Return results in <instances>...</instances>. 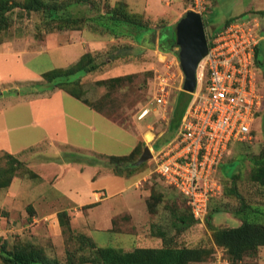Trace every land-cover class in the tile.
<instances>
[{
	"label": "rangeland",
	"instance_id": "374dc122",
	"mask_svg": "<svg viewBox=\"0 0 264 264\" xmlns=\"http://www.w3.org/2000/svg\"><path fill=\"white\" fill-rule=\"evenodd\" d=\"M118 1L126 2L133 9H130L131 11L140 14L148 3V0H109L112 5ZM204 1L207 7L204 17L208 21L212 34L221 30L229 18L244 13L248 4V0ZM160 2L163 11L159 16L154 18L152 14L149 17L142 14L156 28L155 35L146 36L141 43H136L131 38L114 39L106 35L100 36L104 41H108V49L96 52L94 55L98 54V62H106L108 59L111 62L103 65L96 73L77 74L71 77L70 80L82 81L86 99L96 104L101 110L98 114L60 89L33 96H16L9 93L14 89L21 90L25 85L45 83L43 78L45 73L61 67L67 68L68 62L58 53L51 55L53 58L43 53L28 62L20 59L18 62H13L11 67L7 66L6 62L3 63L6 64L0 68V93L5 92V96L0 97V107L5 109L0 115V166L8 165V158L4 156L10 154L23 163V169L16 173L10 187L0 189V252L3 249H12L20 242H29L64 262L67 251L72 252L77 248L78 245L69 234L63 232L56 214L63 204L56 203L57 206L50 209L39 207L45 195L41 194L39 183L41 179L45 180L48 191H51L53 195H61L55 188L49 186V183L52 184L56 179L59 171L50 176L47 170L53 168L54 164H65V154L71 153L74 156L91 158L100 163L103 168H107L104 162H107L110 156L129 155L133 147L139 143L141 147L135 151L132 158L136 162L146 146H149L153 153L156 149L164 147L173 137L174 134L169 130L173 105L170 104L165 111L152 103L149 91L150 78L153 75L151 72L155 63V51L159 48V38L163 36L166 27L176 30L178 21L186 12L192 10L193 2L192 0H161ZM19 14V10L13 13L15 24L1 37L0 42L16 39L24 43V40L34 39L36 45L34 44L29 50L43 51L46 38L50 34L42 41L35 39L34 25L39 21V16L31 14L20 18ZM260 22L264 29V17L260 19ZM62 32L65 31L52 34ZM153 42L156 44L154 48L151 47ZM142 43L145 44V50L140 54ZM114 68L123 70L118 76L132 75V77L115 87L97 83L105 78L102 75L104 71ZM260 72L264 89V67L260 68ZM56 92H59V95L53 96ZM176 95L177 93L174 94L173 99ZM62 108H65V115L60 112ZM145 108H149V113L140 118ZM48 110H53L51 111L54 115L53 119H50ZM34 123L39 125L35 126ZM45 130L49 131L50 137L41 142L45 136ZM149 131L154 134L151 142L145 138ZM253 131L252 141L232 145V152L225 158L220 169L223 194L213 201L210 207L213 216L212 224L215 227H237L241 224L230 212L239 206L240 199L264 209V187L250 180L251 159L260 153L264 145V108L255 121ZM9 142L13 151L20 150L24 145L32 146L24 154L15 155L5 148L10 147L6 144ZM143 144H146L145 147ZM55 168L58 169V167ZM26 170L30 172L25 173ZM33 173L36 174V178L31 175ZM125 178L129 181L123 183L109 179L104 182L110 202L126 198L133 192L148 203L151 194L154 193L160 200L158 202L152 200V203L156 202L157 207L154 214L150 213L152 216L158 215L160 219L166 216L170 219L174 212L190 214L181 195L159 179L153 159L144 163L133 177ZM67 179L70 180L71 185L77 183L72 176ZM131 183L133 186L130 188ZM121 189L124 190L118 196H112ZM232 190L235 193L231 194ZM125 206L126 204L122 202L123 210L115 218L114 231L128 232L129 227L130 230L132 228L129 219L131 215ZM215 207H219L220 212H214ZM90 223L93 225L91 221ZM73 226L75 233L86 231L82 222L75 223ZM91 231L98 245L120 247L118 244L120 236L117 233L100 232L94 227ZM177 234L180 236L181 245L198 246L210 244L212 231L207 224H194L186 230L180 232L177 230ZM236 264H264V247Z\"/></svg>",
	"mask_w": 264,
	"mask_h": 264
},
{
	"label": "trees",
	"instance_id": "16d2710c",
	"mask_svg": "<svg viewBox=\"0 0 264 264\" xmlns=\"http://www.w3.org/2000/svg\"><path fill=\"white\" fill-rule=\"evenodd\" d=\"M16 10H19L20 14L18 17L20 18L31 14L39 16V21L34 25V37L39 41L44 40L48 34L54 32L83 29L114 39L131 38L136 43H141L146 36L156 34V28L152 26L149 19H145L140 13L131 11L129 5L122 1H118L112 5L109 0H105L104 2L101 0H0V39L14 26L15 19L13 18V13ZM244 16L245 14L240 17ZM240 17L229 18L225 26ZM217 32L212 34L213 38ZM2 43L0 42V44ZM155 45V42L151 43L152 48ZM159 48L167 52L178 48L176 44V30L170 27L165 28ZM136 55L137 57L139 56L138 53ZM108 60L111 61L110 59ZM108 60L106 62H98V54L86 53L77 63L67 68L54 69L45 73L43 75L45 83L37 82L29 86L25 85L23 89H14L9 93L16 96H33L42 92L60 89L93 110L101 112L96 104L86 99L81 80L70 79L77 74L96 73L103 65L108 64ZM255 64L259 69L264 67V40L256 50ZM151 73L153 74V72ZM131 77L132 75L118 76L100 80L97 83L101 85L109 84L115 87ZM191 98V94L180 91L172 100L173 112L169 130L173 134L178 130ZM143 145L145 147L146 144ZM139 147H141V144L138 143L129 155L108 157V161L104 162V166L109 168L116 176L133 177L143 166V164L135 166V160L132 159ZM230 154L226 155L224 160ZM4 157L8 158V165L6 167L0 166V189L10 187L13 178L17 175L16 173L23 169V163L14 156L5 154ZM64 161L67 163H85L89 166L100 164L91 158L78 157L71 153L64 155ZM223 162L218 166L217 173L219 179V172ZM251 164L250 180L260 187H264V145L260 153L251 159ZM27 172H30V170H26L25 173ZM31 175L35 178L37 177L34 173ZM230 193L233 194L235 192L232 190ZM219 198H214L210 201L209 213L204 223L212 231L209 245L173 244V239L165 238V232L163 231L159 233L164 242L161 248L138 247L132 250H125L113 246L103 247L98 245L91 236L85 233H75L71 215L67 210H63L58 213L59 223L63 232L68 233L70 238L78 245L72 252L67 251L64 262L48 255L39 246L37 247L29 242H20L15 244L12 249L1 250L0 264H193L205 261L211 262L215 252V245L218 248L226 250L227 258L232 264H236L241 262L245 257L257 253L261 247H264V209L246 202L244 199H240L239 206L230 212L241 224L237 227H215L212 224L213 216L210 212V207L211 203ZM152 200L158 202L160 199L156 198L154 193L149 198V202L147 203L148 210L151 214H154L157 207L155 205L156 202L152 203ZM214 212H220V208L215 207ZM171 219H176V227L179 232L186 230L194 224H203L193 217L191 210L190 214H183L182 212L177 214L174 212ZM172 225L174 226V223Z\"/></svg>",
	"mask_w": 264,
	"mask_h": 264
},
{
	"label": "built area",
	"instance_id": "2783aa9c",
	"mask_svg": "<svg viewBox=\"0 0 264 264\" xmlns=\"http://www.w3.org/2000/svg\"><path fill=\"white\" fill-rule=\"evenodd\" d=\"M192 2V10L204 16L205 1ZM263 39L255 15L240 17L216 33L199 65L197 87L178 130L164 147L153 151L159 179L186 200L193 217L203 224L210 201L223 194L218 166L233 144L253 140L255 121L264 108L261 72L255 64ZM178 51H155L149 91L152 103L164 110L174 94L183 91ZM148 113L145 108L140 118ZM214 249L211 264H232L226 250L216 245Z\"/></svg>",
	"mask_w": 264,
	"mask_h": 264
},
{
	"label": "crops",
	"instance_id": "0c3cea01",
	"mask_svg": "<svg viewBox=\"0 0 264 264\" xmlns=\"http://www.w3.org/2000/svg\"><path fill=\"white\" fill-rule=\"evenodd\" d=\"M160 1L161 0H148L146 7L144 11L141 12V14H146L147 17L152 14L154 15L152 17L154 18L155 16H159V14L163 11ZM244 10V13L234 17L237 18L245 14L246 16L255 15L261 19L264 17V0H248V4ZM261 29L264 35V29L262 28V25ZM34 44L36 45V41L34 39L24 40V43L16 39L14 41L3 42L0 45V68L4 67L6 63L7 66L11 67L13 62H18L20 59H25L27 62L33 61L43 53L48 54L51 58H53L51 55L58 53L61 58H63V60L68 62L66 67H69L77 63L86 53L94 54L96 52L98 53L108 49V41H104L100 35L94 34L88 30L65 31L62 33L50 34L46 38V45L43 51H30L29 49L33 48ZM144 50L145 44L142 43L139 51L140 53H143ZM4 62L6 63L3 64ZM107 62L109 64L111 61L108 60ZM122 71L123 70L121 68H114L113 70L109 69L108 71L106 70L102 74L105 77L103 80L118 77ZM58 93L59 92L54 93L53 96H58ZM3 96H5V92L0 93V97ZM4 109L5 107H0V115L1 113H4ZM91 110L96 114L99 113L96 110ZM48 111L50 112V119H53L54 115H52L51 112L53 110ZM60 112H62V115H65V108H62V111ZM60 112L58 113L60 114ZM101 117L105 118L102 115ZM108 121L110 122V120ZM34 124L35 126L39 125L38 123ZM44 135L45 136L42 138L41 142H43L45 139H49V131L45 130ZM6 144L7 146H10L5 147L6 150L15 155L24 154V152H26L28 148L32 146L24 145L20 148V150L18 149V151H13L11 143L9 142ZM54 165L55 166L53 168H48V174L51 176L57 171H59V173L53 183H49V186L55 188L56 191L61 193V195H53L51 191L47 190L48 186H46L45 180L41 179L39 182L41 187L40 189L42 191L41 194L44 193L45 195L41 199L42 204L39 207L50 209L55 208V206H57L56 203H59V205L63 204L58 209L56 214L63 210H67L72 216V224L75 225V223L82 222V225L86 227V231H84V233L91 236L93 239L94 236L91 231L93 227L95 230L100 232L117 233L120 236L118 239V244L120 247L118 248H123L125 250H132L138 247L161 248L163 247L164 242L159 236V233L163 231L165 232V238L173 239V244L181 243L180 236L177 234L176 219H168L166 216H162L160 219L158 215L152 216L148 210L146 201L143 200L140 195H135L133 192H131L126 198H121L120 200H116L113 203L109 201L107 188L105 187L104 182L109 179H113L124 183V181H129V179L116 176L109 168H103L100 164L95 166H83L79 163L66 162L65 164ZM55 167H58V169ZM101 169H106L108 171L103 172ZM71 176L74 177L77 182L74 183V185L69 184L70 180L67 179ZM132 186L133 184L131 183L129 187L131 188ZM56 187H58L60 190ZM122 190L124 189L118 190L117 192L113 193L112 196H118ZM102 195L103 197H101ZM58 200H60V202ZM122 202L126 204L125 208H127L126 210L131 215L129 219L130 226L132 228L130 230L129 227L128 232L114 231L116 224L115 218L122 212L121 210H123L121 207ZM90 221L93 223V225L90 223ZM172 223H174V226ZM193 264H211V262L205 261Z\"/></svg>",
	"mask_w": 264,
	"mask_h": 264
},
{
	"label": "water",
	"instance_id": "95a60500",
	"mask_svg": "<svg viewBox=\"0 0 264 264\" xmlns=\"http://www.w3.org/2000/svg\"><path fill=\"white\" fill-rule=\"evenodd\" d=\"M212 39L207 19L198 12L193 10L186 12L177 23L176 44L185 75L183 91L189 94L196 90L199 65L208 55ZM152 158L153 153L150 147L146 146L134 165L141 166Z\"/></svg>",
	"mask_w": 264,
	"mask_h": 264
},
{
	"label": "bare ground",
	"instance_id": "6f19581e",
	"mask_svg": "<svg viewBox=\"0 0 264 264\" xmlns=\"http://www.w3.org/2000/svg\"><path fill=\"white\" fill-rule=\"evenodd\" d=\"M145 137H146L147 141L151 142L154 139V134H153V132L149 131V132L146 133Z\"/></svg>",
	"mask_w": 264,
	"mask_h": 264
},
{
	"label": "flooded vegetation",
	"instance_id": "af4514ba",
	"mask_svg": "<svg viewBox=\"0 0 264 264\" xmlns=\"http://www.w3.org/2000/svg\"><path fill=\"white\" fill-rule=\"evenodd\" d=\"M162 38H163V36L159 38V43H161V42H162Z\"/></svg>",
	"mask_w": 264,
	"mask_h": 264
}]
</instances>
